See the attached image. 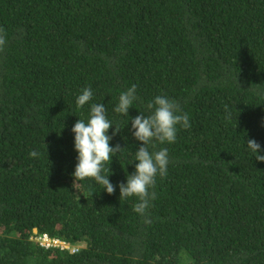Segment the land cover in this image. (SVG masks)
Segmentation results:
<instances>
[{"label": "trees", "instance_id": "1", "mask_svg": "<svg viewBox=\"0 0 264 264\" xmlns=\"http://www.w3.org/2000/svg\"><path fill=\"white\" fill-rule=\"evenodd\" d=\"M0 30V264H264V161L246 144L264 155V0H0ZM157 95L190 127L148 145L169 162L141 215L118 184L142 144L131 119ZM97 103L121 147L101 173L112 194L71 175V128ZM34 228L83 245L44 249Z\"/></svg>", "mask_w": 264, "mask_h": 264}, {"label": "clouds", "instance_id": "2", "mask_svg": "<svg viewBox=\"0 0 264 264\" xmlns=\"http://www.w3.org/2000/svg\"><path fill=\"white\" fill-rule=\"evenodd\" d=\"M2 33V30H0ZM6 40L3 34H0V50ZM91 88L82 89L81 94L76 99L78 108L84 106L92 98ZM136 99V85H132L126 91L119 95L118 105L114 111L124 115H128V109ZM151 113L145 116L143 113L131 119V127L134 129L132 135L136 140L141 141V146L135 151L134 165L135 171L127 174L126 183H119V198L127 199L135 196L138 203L133 205V210L143 215L149 205V200L155 198V193L150 192L149 188L154 187L155 177L159 173L161 177L167 174L168 165V149L161 148L157 151L150 152L148 145L153 141L163 144L165 142L172 143L176 140V126L179 124L183 128L190 127L189 117L187 113L178 114V105L163 95H157L153 101L147 105ZM112 126L111 122L106 118L105 107L102 103L93 104L90 109V117L85 122L77 119L73 124L71 131L74 133V149L77 152V163L74 171L71 173L73 181H81L85 178H94V180L102 185L103 189L112 194L115 191L114 185L107 178L108 175H102L105 162H109L113 153L118 152L121 147L119 145L110 146L111 137L107 135L108 129ZM120 129L114 128V133ZM247 147L252 151L255 159L264 161V155H259L260 144L254 139L247 141ZM153 147L155 145L153 144ZM39 154L35 150L29 153L30 157H37ZM42 234H47L51 239L57 240L55 245L45 246L41 241ZM39 247L44 249H54L74 253L78 248L82 247L81 243H70L59 237H52L47 232H38L36 228L28 236Z\"/></svg>", "mask_w": 264, "mask_h": 264}, {"label": "built area", "instance_id": "3", "mask_svg": "<svg viewBox=\"0 0 264 264\" xmlns=\"http://www.w3.org/2000/svg\"><path fill=\"white\" fill-rule=\"evenodd\" d=\"M41 241L45 246L55 245L57 240L51 239L47 234H42Z\"/></svg>", "mask_w": 264, "mask_h": 264}]
</instances>
